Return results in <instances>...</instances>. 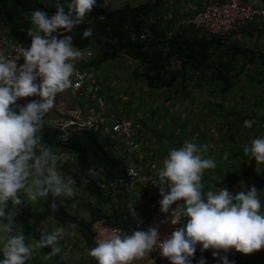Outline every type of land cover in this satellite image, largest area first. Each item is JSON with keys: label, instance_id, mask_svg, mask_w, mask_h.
<instances>
[{"label": "clouds", "instance_id": "1", "mask_svg": "<svg viewBox=\"0 0 264 264\" xmlns=\"http://www.w3.org/2000/svg\"><path fill=\"white\" fill-rule=\"evenodd\" d=\"M123 1L119 7H107V3L104 6L113 10L132 2ZM96 2L68 0V13L59 7L51 15L36 7L26 14L35 25V30L28 31L30 46L21 47L19 56L10 57L0 50V264H26L31 258L34 246L26 242L23 225L16 219L19 206L26 201L47 197L49 193L53 197L62 194L72 196L70 201L63 202L61 199L66 207L67 202L76 203L79 199L91 205L89 223L92 248L89 249V255L95 258V264H133L134 260L155 249H159L160 255L166 257L170 264H212L211 249L213 257L219 256L218 264H233L227 255H220L221 251L228 253L234 249L240 258L238 252L249 254L264 248V201L259 195L262 190L253 185L236 194L227 188L203 192L201 181L204 171L214 169L216 161L202 156L201 146L193 140H187L182 146L171 148L164 158L159 155L150 158L147 155L149 143L144 141V118L138 113L136 119L133 114L129 116L126 110L110 107L105 97L110 108L141 124L139 139L142 160L161 163L155 178L151 180L162 197L159 201L161 212L168 213L170 207L172 209L167 220L175 227L169 235L161 239L155 226L147 230L139 227L128 233L122 231V227L109 223L97 209L110 215L111 205L99 206L96 197L78 190L74 180L63 170L64 164L60 166L64 174L57 167L54 153L60 149L48 145L53 148L49 150L41 145L38 133L43 127V118L54 107L57 94L71 86L74 63L84 55L81 50L84 48L73 46L71 32L84 21L85 15L91 12ZM58 30L69 35L58 38L54 34ZM4 33L9 35L7 31ZM92 33V28H85L83 36L89 37ZM20 58H23V63L18 66ZM89 69L93 72V68ZM24 97L35 98L18 102V98ZM51 119L47 118V125L54 128ZM243 123L245 128L253 125L251 120H244ZM108 140L112 152L124 159L126 174L114 180L107 198L112 203L127 206V214L133 222L131 204L139 214L142 210L140 200L135 192L128 194L124 184H120V181H127L128 158L123 150L113 148L110 138ZM244 152L250 153L256 162H264V136L253 138L250 145L244 147ZM100 186L105 187L103 183ZM177 201L181 203L176 204ZM52 206L55 208L56 204ZM103 219L108 225L118 228L103 235L95 245L92 227L96 221ZM65 231L64 227L58 226L41 234L38 246H51L50 255L58 253L60 249L56 242L64 236ZM197 246L201 252L207 250V253L197 255L198 259L194 260Z\"/></svg>", "mask_w": 264, "mask_h": 264}, {"label": "trees", "instance_id": "2", "mask_svg": "<svg viewBox=\"0 0 264 264\" xmlns=\"http://www.w3.org/2000/svg\"><path fill=\"white\" fill-rule=\"evenodd\" d=\"M113 1L97 0L91 12L85 15L84 21L76 25L71 32L74 47H91L95 51L96 57L88 67L98 68L105 63L127 57L137 63L133 73L146 83L147 88L166 90L169 93L168 98L172 99L178 95L181 102L191 100L193 92L191 85L197 83L196 79L204 80L202 84H206V79H210L219 88L222 99H227L240 85L249 65L259 69L264 77V53L241 47L237 42L232 43L208 35L193 26H178L177 24L186 16L182 12V7L178 6L181 0H151L136 6L125 4L124 7L113 10L104 6ZM36 7L47 11L49 15L54 14L59 7H63L65 13L69 11L68 0H0V22L14 39L30 44L31 36L28 31L35 30V25L26 14ZM85 28L93 29L91 36H83ZM54 34L58 38L69 35L59 30ZM258 81L264 85V78ZM255 108L257 109L252 110L250 114L245 110L228 111L221 107L222 111L227 113L226 132L240 133L247 118H252L255 125L263 128L264 114L261 111L264 112V106L257 105ZM216 113H221L217 107ZM187 121L186 119L185 122ZM143 122L146 123L144 120ZM205 125L204 120L188 133L177 134L174 139L167 136L166 142L172 143L173 146L167 145L171 148L182 146L184 139L192 140L189 139V135L194 131L205 135L207 130V127L204 129ZM225 126H222L223 131ZM47 127L43 126L41 129L45 142L69 155V162L64 163L63 170L74 180V186L96 197L97 205L104 207L111 205L110 215L102 209H97L109 223L131 228L133 222L127 214V206L112 203L107 198L109 191H112L114 180L123 178L126 174L125 161L112 152L108 138L86 131L82 134L73 133L66 142H63L58 137L59 131L55 129L50 131ZM244 136L245 141L251 142L253 138L261 135L256 133L255 137H251L245 133ZM171 148H168L165 154H161V158L166 157ZM98 174L102 176L97 177ZM101 183L105 185L104 188L100 186ZM29 202L26 201L19 206L16 217L28 230L34 231L30 223L32 221L40 222L53 218L65 229L82 233L87 243L91 245V224L87 222L88 220L72 214L62 204L60 196L53 197L49 193L47 197L39 199L36 208ZM53 203L56 204L55 208L52 206ZM176 204L180 203L177 201ZM33 237L39 241L36 232ZM43 248L47 253H51L49 246ZM50 256L52 263L49 264H64L60 252ZM26 264L45 263L33 260Z\"/></svg>", "mask_w": 264, "mask_h": 264}, {"label": "built area", "instance_id": "3", "mask_svg": "<svg viewBox=\"0 0 264 264\" xmlns=\"http://www.w3.org/2000/svg\"><path fill=\"white\" fill-rule=\"evenodd\" d=\"M123 2V0H115L107 3L106 6L122 5ZM259 19L264 20V5H254L243 0H225L208 3L199 11L194 10L183 17L177 25L193 26L208 35L228 41L230 38L239 37L246 25ZM28 46L30 44L20 42L5 33L0 37V50L10 57L19 56L18 50ZM81 50L84 55L74 63L71 86L55 97L56 114L50 120L51 125L60 132L59 138L63 142H66L73 133L82 134L89 130L110 138L115 150H123L128 158L127 181H120V184H124L128 194L135 192L142 210L138 214L131 204V215L134 218L133 228L120 229L131 233L139 227L147 230L148 227L155 226L158 227L160 237L163 239L174 230L175 226L167 220L171 216V207L168 213L161 212L159 201L162 197L159 195L158 187L151 180L155 178L161 163L142 160L143 157L140 154L142 144L139 139L141 124L107 105L101 81L87 66L94 59L95 52L91 48ZM22 63L23 58H20L17 64L19 66ZM24 98L28 100L35 97ZM247 129L251 128L247 127ZM38 136L41 145L49 149L40 131ZM113 228L118 227L108 225L104 219L96 221L92 227L95 245L99 238L108 234ZM211 252L212 249L210 250L212 264H218L219 256L213 257ZM220 255H227L233 264H240V258L234 249L228 253L221 251ZM133 264H170V262L160 255L159 249H155L139 260H134Z\"/></svg>", "mask_w": 264, "mask_h": 264}, {"label": "rangeland", "instance_id": "4", "mask_svg": "<svg viewBox=\"0 0 264 264\" xmlns=\"http://www.w3.org/2000/svg\"><path fill=\"white\" fill-rule=\"evenodd\" d=\"M150 1L151 0H132L130 5L136 6L142 2ZM119 6H121V4L113 5V8ZM136 66L137 63L135 61L123 57L118 61L108 62L98 68H93V72L94 75L98 74V77L101 78L103 89L104 85L111 83V87L104 89V91L108 93V100L118 102L120 101L118 100L120 96H123L126 99L132 98L130 108L134 107L133 109L136 110V114L139 113L138 115L144 118L146 122L144 123V137H146L144 141L148 142L151 147H154V150L160 151L159 149H162L161 147L164 146L171 148L170 146H173V144L166 142L167 136L174 139L177 134H181L182 132L188 133V131L190 132L193 128H197L200 122H203L204 120L206 122L204 129L207 127L206 131H208V134L218 132L216 135L221 136L223 131L222 126L227 125L228 121V119L225 118L227 117V113L222 111L221 107H224L225 110L228 111L232 109H236L238 112L245 110L251 114L252 110L257 109L255 108L257 105L264 106V85L258 81V79L264 77L263 74H261V71L252 65H249L248 71H246L248 77L246 75L242 76V81L239 83L240 85H238L237 89H235L227 99H222L219 88L210 79H206L207 85L202 84L205 82L204 80L196 79L197 83L191 85L193 92L191 93L192 96H190V98L192 100L187 102H181L179 99L180 96L178 95L172 99L168 98L169 93L166 90H152L147 88L146 83L133 73ZM18 100L23 103L27 101V98H18ZM109 106L112 107L110 104ZM215 107L219 108L221 113L215 114ZM262 111L261 113L264 114ZM55 114L56 110L54 107L45 114L43 118L44 127L48 126L46 121L47 118H53ZM171 118L172 120L174 118V121L176 122L171 121ZM185 118L188 120L187 122H185ZM246 120H251L253 125L249 130L243 126L242 131L238 133L242 136V141H245V133L250 134L251 137H255L254 135H256V133L261 136L263 135L264 127L261 128L255 125V121L252 118H247ZM47 128H49L50 131H54V128H50V126ZM198 128H200V126ZM227 128L228 127L225 126L224 130L227 131ZM187 140L188 139H184L183 143ZM245 142L247 143V141ZM167 144H170V146ZM220 147H222V145ZM49 148L50 150H53L52 147ZM54 154L57 157V167L62 171L60 166L68 161L69 155L61 153L59 150ZM155 154H158L160 157V154L162 153ZM219 163H221L220 159H218L216 164ZM62 173L64 174L63 171ZM257 189L260 190L258 187ZM74 190L79 192L75 188ZM262 191L264 195V185L262 186ZM71 197L72 196H66L63 194L60 195L63 202L70 201ZM80 200L81 199L74 204L72 203V210L75 211L77 208L76 206L79 205L83 210H87V213H89L88 208L84 205L89 204L88 201ZM38 202L39 199L37 201H30L29 203L36 208ZM78 216L87 221L80 213H78ZM18 223H21V221H18ZM64 264H71V262H64Z\"/></svg>", "mask_w": 264, "mask_h": 264}, {"label": "crops", "instance_id": "5", "mask_svg": "<svg viewBox=\"0 0 264 264\" xmlns=\"http://www.w3.org/2000/svg\"><path fill=\"white\" fill-rule=\"evenodd\" d=\"M216 1L221 2L225 0H181L178 6L182 7V12L185 15H189L194 10L199 11L208 3ZM243 1L259 6L264 5V0ZM5 31L6 27L0 22V37ZM230 41H232V43L237 42L241 47L264 53V20L259 19L246 25L245 28L242 29L241 35L237 38H230L229 42ZM95 76H97L102 84L101 78L98 77L99 75L96 74ZM110 84L111 83L104 85V89L111 87L112 85ZM104 89L103 93L107 99L108 93H106ZM131 99L132 98L126 99L125 97L120 96L118 98L120 101L118 102L108 99L107 101L110 105L119 108L121 111L126 110L129 116L133 114V116L138 119L136 110L133 109L134 107L130 108V103L132 102ZM18 102L22 103L19 100ZM171 121H174V118L173 120L171 118ZM217 133L208 134V131H206L204 135V133L194 131L189 135V139H192L199 146L202 145L200 153L202 156L213 158L216 162L218 159L221 161V163L216 164L214 169H206L204 171L201 181L203 185L202 191L206 193L209 190H216V188H227L232 194H236L240 190H246V187L253 185L256 188L258 187L260 190H262V186L264 185V162H256L250 153L244 152V147L250 145L251 142L247 141L246 143L245 141H242V136L240 134H231L229 132L222 131L221 136H217ZM221 145L222 147H220ZM161 148L162 149H159L160 151H158L154 150V147L149 145L147 147V155H149L151 158L158 156V154H155L157 152L165 154L168 147L164 146ZM259 195L261 200L264 201L263 191H261ZM178 202L181 203L180 201ZM73 204L72 202H68L67 209L74 215H78V213H80L86 218V220H88L87 222H89L92 217L89 205H85L89 211V213H87V210H83L79 205H77L76 210L73 211ZM18 221L19 219H17V222ZM30 223L34 228V231L28 230L22 222L20 223L24 228L26 242L29 245L34 246L32 256L28 261L37 260L44 262L45 264L52 263V257L49 255L50 253H47L43 247L38 246V239H34L33 235L36 232L40 238L41 234H46L60 225H58L55 220H53V218H47L40 222L32 221ZM65 230L64 236L56 242V246L59 247V252L63 257V261L65 263L70 261L71 264H95V258L89 255V249L91 246L89 243H87L85 236L78 231L76 232L68 229ZM49 247L51 248V246ZM197 250L198 251H196L193 258L194 260L198 259L197 255H204L207 253V250L204 252H201L199 248ZM238 254L240 256L241 264H264V248L249 254H244L241 252H238Z\"/></svg>", "mask_w": 264, "mask_h": 264}]
</instances>
